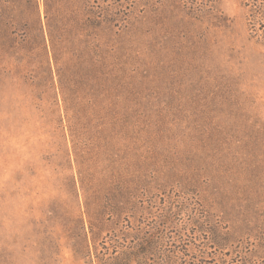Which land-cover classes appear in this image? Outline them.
Listing matches in <instances>:
<instances>
[{"label":"rangeland","instance_id":"rangeland-1","mask_svg":"<svg viewBox=\"0 0 264 264\" xmlns=\"http://www.w3.org/2000/svg\"><path fill=\"white\" fill-rule=\"evenodd\" d=\"M95 80L136 84L152 123L75 159L50 103ZM111 145L160 190L122 236L133 264H264V0H0V264L119 263L80 184ZM165 195L187 208L171 223Z\"/></svg>","mask_w":264,"mask_h":264},{"label":"trees","instance_id":"trees-1","mask_svg":"<svg viewBox=\"0 0 264 264\" xmlns=\"http://www.w3.org/2000/svg\"><path fill=\"white\" fill-rule=\"evenodd\" d=\"M105 21L101 19L98 27L102 28ZM101 74L103 73L101 72ZM61 85V99L56 97L50 103L51 123L54 133L69 128L75 159L82 158L84 155L82 153L91 157L98 154L96 151V129L110 130L113 136L110 137L109 142H118L122 133L128 134L139 129L142 124L148 126L152 123L150 118L143 116L144 113L131 110L133 101L130 98L131 103L124 99L125 95L134 96L138 89L137 85L131 81L95 80L93 84L82 81L68 85H63L61 82ZM80 90L85 95H80L78 93ZM66 143H69L68 139H66ZM81 147L84 150L78 151ZM105 152L108 162L96 168L89 167L87 175L80 173L85 207L87 210L90 207L88 196L94 197L96 201L92 205L100 213V218L94 219L95 223H90L91 229L95 227L107 228L113 225L121 226L122 233L118 239L122 240V243L120 242L114 250L116 263L133 264L134 255H137L138 252L131 253L122 236L128 232L131 233V231L127 232L128 224L139 223L140 219L148 213V195L152 196L155 190H160L147 184L146 180L136 174L126 158V151L123 150V147L111 145L106 148ZM70 154L72 153L69 150V156ZM163 202L157 217L164 223L173 222L176 216L184 213L187 209L185 202L170 196L166 197L165 195ZM150 206L151 211H155L156 202L152 201ZM180 208L182 210L178 211ZM138 239L141 242L138 241L137 247L142 251L148 250L149 246L154 244L162 245L165 241L164 236L156 238V242L155 240L153 242L154 238L152 240H150L151 238ZM140 257L142 256H136L138 259ZM142 261L143 264L147 263V258L146 260L142 258Z\"/></svg>","mask_w":264,"mask_h":264}]
</instances>
